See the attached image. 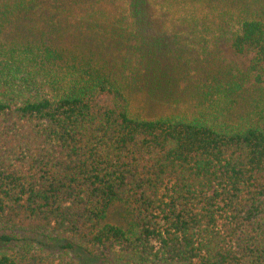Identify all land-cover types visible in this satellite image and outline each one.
Instances as JSON below:
<instances>
[{"label":"trees","instance_id":"16d2710c","mask_svg":"<svg viewBox=\"0 0 264 264\" xmlns=\"http://www.w3.org/2000/svg\"><path fill=\"white\" fill-rule=\"evenodd\" d=\"M233 26L245 74L202 81L191 114L154 117L126 87L172 94L182 65L160 46H69L55 28L0 44V264H264V14ZM114 205L124 225L106 222Z\"/></svg>","mask_w":264,"mask_h":264},{"label":"rangeland","instance_id":"374dc122","mask_svg":"<svg viewBox=\"0 0 264 264\" xmlns=\"http://www.w3.org/2000/svg\"><path fill=\"white\" fill-rule=\"evenodd\" d=\"M143 3L145 31L140 32L133 25L134 0H0V44L19 40L17 29L24 33L33 29L36 33L55 28L51 40L69 46L88 47L87 41L92 37L96 41L98 36L103 44H113L121 34L123 54L127 53V46L142 41L145 45L148 42L160 46L162 49L157 52L160 59L179 62L182 68L168 72L177 78L169 96L166 87L162 95L149 94L142 86L143 80L138 85L130 82L135 90L126 87L131 89L127 96L132 111L146 117L191 114L202 107L197 94L202 81L216 86L219 72L234 79L245 74L246 58L232 52L226 36L241 15L252 11L264 14V0H143ZM224 18L229 22L221 26ZM130 56L134 59L136 53ZM128 72L117 71L116 75L128 82L129 78H124L130 75ZM125 221L122 208L112 206L106 222L124 225Z\"/></svg>","mask_w":264,"mask_h":264}]
</instances>
